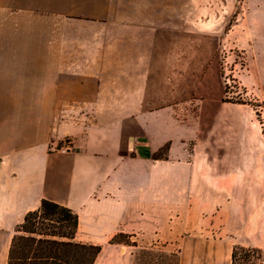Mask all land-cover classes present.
Here are the masks:
<instances>
[{"label": "crops", "instance_id": "1", "mask_svg": "<svg viewBox=\"0 0 264 264\" xmlns=\"http://www.w3.org/2000/svg\"><path fill=\"white\" fill-rule=\"evenodd\" d=\"M117 1L0 0V264L43 200L77 216L74 240L102 248L94 264H131L115 236L154 245L166 216L245 183L244 116L206 76L212 21L165 0L156 13Z\"/></svg>", "mask_w": 264, "mask_h": 264}, {"label": "rangeland", "instance_id": "2", "mask_svg": "<svg viewBox=\"0 0 264 264\" xmlns=\"http://www.w3.org/2000/svg\"><path fill=\"white\" fill-rule=\"evenodd\" d=\"M124 1H117L122 12ZM147 1L148 12L156 13L157 0ZM107 2L101 0V9H107ZM133 2V9L138 10L144 0ZM165 3H178V7L170 9L177 8L181 16H196L198 21L209 19L215 27L211 36L206 35L213 40L216 51L209 62L211 67L206 68V76L211 81L210 93L220 94L230 110L244 116L240 132L241 142L246 146V165L240 167L243 171L239 176L244 177L245 183L239 192H232L230 185L228 198L197 199L195 209L166 216L164 232L154 245L127 248L133 243L122 234L116 240L128 244L119 245L127 254L132 252L131 264H229L234 245L259 248L264 253V0H165ZM87 4L90 9L92 1ZM69 24L70 32L78 30L76 21ZM70 41L75 43L76 39ZM193 97L182 104V119L188 115L184 107L190 109L191 115L197 109ZM252 154L258 174L254 182L247 162Z\"/></svg>", "mask_w": 264, "mask_h": 264}, {"label": "trees", "instance_id": "3", "mask_svg": "<svg viewBox=\"0 0 264 264\" xmlns=\"http://www.w3.org/2000/svg\"><path fill=\"white\" fill-rule=\"evenodd\" d=\"M167 151L164 146L153 158L165 159ZM77 223V216L68 208L41 201L14 229L6 264H94L102 248L76 242ZM121 236H115L110 244H125L116 240ZM229 264H264V253L259 248L234 245Z\"/></svg>", "mask_w": 264, "mask_h": 264}, {"label": "built area", "instance_id": "4", "mask_svg": "<svg viewBox=\"0 0 264 264\" xmlns=\"http://www.w3.org/2000/svg\"><path fill=\"white\" fill-rule=\"evenodd\" d=\"M64 151V150H63Z\"/></svg>", "mask_w": 264, "mask_h": 264}]
</instances>
